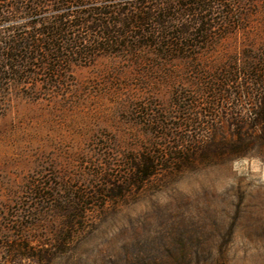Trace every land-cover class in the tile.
<instances>
[{"label": "rangeland", "instance_id": "1", "mask_svg": "<svg viewBox=\"0 0 264 264\" xmlns=\"http://www.w3.org/2000/svg\"><path fill=\"white\" fill-rule=\"evenodd\" d=\"M221 5L204 21L219 28L211 41L181 57L130 30L99 52L93 34L74 30L69 43L86 40L74 52L86 51L65 52V71L2 83L0 264H264V151L235 158L231 147L250 134L231 125L252 121L264 91L255 82L264 74L249 69L264 65V0ZM14 16L17 35L35 17ZM222 82L227 104L207 92ZM194 115L203 124L184 128ZM149 153L155 173L136 183Z\"/></svg>", "mask_w": 264, "mask_h": 264}, {"label": "trees", "instance_id": "2", "mask_svg": "<svg viewBox=\"0 0 264 264\" xmlns=\"http://www.w3.org/2000/svg\"><path fill=\"white\" fill-rule=\"evenodd\" d=\"M114 1L116 0H0V26L4 25L6 30L0 32V93L4 91L2 85L4 81L8 86V83L17 84L21 78L27 80L37 75L38 73L32 69L51 76L65 71L67 65L72 62L64 58L65 52L81 54L86 51L74 52L75 48L82 45L81 41H86L83 39L78 41L79 38H77L69 43L67 34L74 30H83L93 34L95 39L93 43L97 41L94 49L99 52L107 51L106 45L119 43V39L126 38V31L130 30L128 34H135L130 37L136 41L142 39L145 41V47L152 48L161 56L181 57L187 54L190 47L197 48L200 44L204 45L211 41V36L219 28L204 23L210 17L206 14L210 13L215 3L218 6H222L223 3V0H174L175 5L154 6L148 4L147 0ZM180 2H183L181 6L184 9L177 13ZM47 9L54 12L51 19L37 18L43 10ZM23 13H28L30 16L35 15V17L18 27L17 29L25 32L21 31L22 33L17 35L16 30L7 23L14 15ZM224 13L225 21L230 13ZM184 16H191V23L182 25L177 30L172 24L179 23ZM249 69L255 73L264 74V65ZM6 75L12 78L7 80ZM255 77H257L256 84L261 85L264 90V80L257 81L260 76ZM230 83L233 85L234 81H229ZM227 85L222 82L206 88L208 93L214 92V96L210 98L223 100L227 104L224 94L219 93H225L224 89ZM241 85L237 86L242 89L240 96L250 99L253 92H248ZM208 104L212 106L210 110H218L214 103L209 102ZM255 107L250 111L253 116L251 122L247 123L246 120L240 119L231 125L236 131L242 133L250 131L247 137L243 138L241 135L232 141L231 147H233L235 158L245 157L246 151L254 145L262 147L264 151V91ZM193 110L194 108L191 111ZM196 116L184 119L183 127H200L203 124L202 119ZM217 125L218 121L212 119L211 123L205 124V130L210 133L216 129L214 126ZM197 143H199L197 140L193 142V144ZM155 159L149 153L147 158L144 157L137 161L133 173L136 183H143L154 175L158 164Z\"/></svg>", "mask_w": 264, "mask_h": 264}]
</instances>
